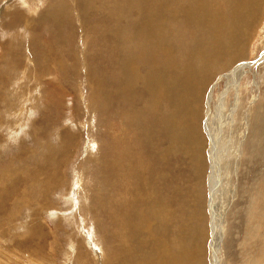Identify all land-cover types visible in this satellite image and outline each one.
<instances>
[{"label":"rangeland","instance_id":"374dc122","mask_svg":"<svg viewBox=\"0 0 264 264\" xmlns=\"http://www.w3.org/2000/svg\"><path fill=\"white\" fill-rule=\"evenodd\" d=\"M9 1L0 0V264H210L207 116L223 90L230 108L233 68L264 51V0ZM239 73L230 144L241 140L242 155L233 147L222 161L230 173L239 159L220 193L231 200L237 186L218 256L264 264V61ZM171 82L196 94L169 97Z\"/></svg>","mask_w":264,"mask_h":264},{"label":"bare ground","instance_id":"6f19581e","mask_svg":"<svg viewBox=\"0 0 264 264\" xmlns=\"http://www.w3.org/2000/svg\"><path fill=\"white\" fill-rule=\"evenodd\" d=\"M9 2L10 3L4 4V7H9V6L11 7L14 0H10ZM239 5H240V9L242 10V14L244 16H248V17H252L254 15L257 16L258 10H257V7L255 5L246 4L244 1H240ZM20 7L21 6H19V8ZM34 10H35V7H34V9L31 8V10L28 11V14L31 16L32 14H34ZM206 20H207V15L204 17V19L201 20V23L205 22ZM190 22L193 23L192 28L196 29L199 21L191 20ZM262 61H264V51H262L261 54L259 55V57L256 58L254 61H252L251 64H250V62L239 63V65H237V66H235V68H233V70H232L233 73L228 78L224 79L225 76H223L222 78L220 77V79L228 80V82L224 86V89H225V87L227 89V87H230V85H232L231 89L233 91V95H232V100L230 102L231 105H230V108L228 110H226L224 99H225V94H226L227 90H223L217 96L216 102L215 103L213 102V109L210 110V112L208 113V116H207V122H206V126H205V134H207V139H208L207 158H208V161H210V164H209L208 173L206 176V185H208V190L209 189L213 190L212 194H210L211 192L209 190V198L207 200L208 216L210 219V223H209L210 239H209V243H208V253H209L210 264H220L221 259L218 256V252H220V245H221L222 240L224 238L225 214H226L227 210L229 209L231 201L236 196V194H234L235 188H237V186L235 187L236 184L235 185L233 184L227 193V195L230 197L231 200L222 199L220 197V193H221V189L223 186H225V185L229 186L230 185L229 184L230 177L233 175H237L238 163H239V159H237V158H239L240 155H242V153L238 154V151H240L241 147H242V141L241 140L238 143L236 142V145L234 143V145L231 146V144H233V142L230 144L231 139L233 137L232 128H233V124H234V115H235V112L237 110L239 100H240L238 90H239V86H240L241 73H239V72L244 71L245 69L246 70L251 69V66H254L255 64L262 62ZM153 65L154 64L152 62H148L146 60V62L144 63L143 66H145L148 70H150L149 67H152ZM131 68L134 69L133 66ZM136 71L140 74L138 67L136 68ZM237 72L239 73L238 74L239 76L237 75L238 77L233 79L235 77L234 75L237 74ZM140 76H141V78H144V74H140ZM220 79L219 80L217 79L218 81H216V82H219ZM171 83H173L174 86H170V91H173V93L169 97H172L173 95H175L174 93H176V95L181 94V96H182L183 91H185V94L188 96L196 94V85H194V84H185V83L177 84L174 82H171ZM216 84L217 83H215V85ZM213 88L215 90V87H213ZM213 88L211 91L212 94H213ZM162 90H164V88L161 86L159 88V92H161ZM185 94L183 93V95H185ZM215 115H216V119L213 121V118ZM249 117H250L249 115H246L245 119H244L245 120V122H244L245 128L243 129V132H242L244 135H246L245 133L247 132L248 124L250 123ZM227 126H228L229 131L227 132V135H226L225 129ZM244 135H243V138H244ZM233 147L236 150L235 153H236L237 158L232 165V169H234V170L232 172L228 173V171H227L228 163H227V165H222V161L225 158H227L231 148H233ZM217 181H218V186H217ZM214 187H217V188H214ZM136 239L139 240L142 238H141V236H139V237H136ZM180 257H181L179 259L180 263H181V261H183V263H184V261H187V260H194L195 262L196 261L201 262L203 260V256L195 257V256H190V255H184V256H180ZM183 257H184V259H183ZM125 258L129 259V254L126 253ZM195 262H193V263H195ZM171 263L172 264H180V263H174V262H171Z\"/></svg>","mask_w":264,"mask_h":264},{"label":"crops","instance_id":"0c3cea01","mask_svg":"<svg viewBox=\"0 0 264 264\" xmlns=\"http://www.w3.org/2000/svg\"><path fill=\"white\" fill-rule=\"evenodd\" d=\"M207 159H208V158H207ZM183 167L187 168V165H186L185 162L183 163ZM185 168H184V169H185ZM207 173H208V171L206 172V174H207ZM206 174H205V176H204V177H205V183H206V176H207ZM183 176H184V175H183ZM193 183H194V182H193ZM192 188H193V186H192V187L189 186V190L192 189ZM188 199L190 200V196L188 197ZM186 204H187L188 209H189V203H186ZM177 210H179V209H177ZM177 215H178V212H177ZM179 215H180V214H179ZM174 223H175V219H173V221H172V223H171V228H173ZM176 231H177V229H176ZM176 236H178V233L176 234Z\"/></svg>","mask_w":264,"mask_h":264}]
</instances>
